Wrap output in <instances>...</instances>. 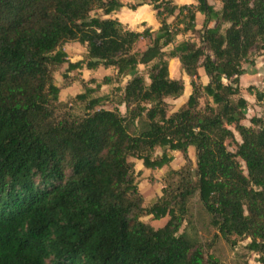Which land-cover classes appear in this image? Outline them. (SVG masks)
<instances>
[{
    "label": "trees",
    "instance_id": "trees-1",
    "mask_svg": "<svg viewBox=\"0 0 264 264\" xmlns=\"http://www.w3.org/2000/svg\"><path fill=\"white\" fill-rule=\"evenodd\" d=\"M220 1L216 10L209 0H142L130 9L152 6L161 26L136 31L112 17L122 0H0V264H223L181 232L196 196L221 236L251 238L264 264V114L251 119L254 127L243 123L249 101L240 81L243 62L264 49V0ZM188 32L200 44L186 39L165 51ZM144 39L150 44L141 49ZM68 42L85 45L87 58L71 61ZM172 58L192 92L170 114L167 98L186 88L171 77ZM64 64L67 72L103 66L117 80L131 76L120 87L127 112L105 108L107 97L90 98L89 89L77 95L87 113L72 114L54 76ZM253 94L264 109V91ZM232 126L242 139L236 152L227 147ZM158 147L164 152L155 157ZM169 151L186 163L169 171L163 195L146 207L130 158L154 170L174 160ZM146 214L169 220L155 228L141 220Z\"/></svg>",
    "mask_w": 264,
    "mask_h": 264
},
{
    "label": "rangeland",
    "instance_id": "rangeland-1",
    "mask_svg": "<svg viewBox=\"0 0 264 264\" xmlns=\"http://www.w3.org/2000/svg\"><path fill=\"white\" fill-rule=\"evenodd\" d=\"M142 0H129V7L131 5H136ZM214 7L218 6V1L211 0ZM216 9V8H215ZM143 13H146L150 19H152L154 12L152 6L142 9ZM95 14L103 15L101 11H97ZM115 14V13H114ZM113 14V15H114ZM155 16V15H154ZM206 16V15H205ZM157 24L155 26H149L148 22L140 23L142 31L147 27L153 28L157 31L161 26V20L158 19L157 15ZM117 18V17H116ZM174 21L173 17L168 18V22L172 23ZM206 18L199 22L201 28L204 27ZM210 26H214L215 22L212 21ZM229 26V24H224L223 32ZM186 39H193L198 44H200V38L198 34H193L188 32L181 34L177 37V40L167 46L165 51L168 53L171 52L176 45ZM150 44V40L144 39L139 43L141 49H145ZM64 50L68 54V58L71 61H79L87 58V49L85 45H82L78 42H68L64 45ZM171 66L170 69L175 76H180L183 73L181 63L178 59H170ZM244 74L240 77L241 81V95L247 98L249 101L248 109L246 110V119L243 123L247 126L254 125L251 122L253 117H262L264 114V109L262 104L257 101L256 95L253 94L256 91H264V49L257 48L252 51L249 58L243 62ZM68 64H64L55 71V82L58 86L61 87V100L68 104V110L72 114L77 116H83L87 113V104L84 101H81L77 98V95L86 93L89 89H96L95 92L90 94L91 97L105 96L107 100L105 101L104 107L108 109L119 108L122 113L127 112L125 104L121 103L123 98V90H120V87L123 88L127 84L131 76L117 80L116 70L114 68H105L100 66L98 69L89 70L87 68L73 70L67 72ZM139 72H145V66L139 67ZM201 80L204 84H207L210 81L209 76L207 75L205 69L201 68ZM111 76L112 82L109 84H104L103 80L105 76ZM150 80L148 79V82ZM186 84L189 92L181 98H167L169 102V113H173L179 110L188 100L192 89L190 85V78L186 76ZM226 83H230V80H225ZM100 83V87L98 84ZM211 100V99H210ZM209 99L203 98L201 103L206 105L209 103ZM236 136V140H228L227 147L230 151L236 152L237 143L242 142L240 134L235 130V127H231ZM164 152V149L158 147L155 151L154 156L160 157ZM173 155L174 160L166 165L163 168L148 169L144 166L143 161L131 157L130 161L135 167V171L138 174L137 181L139 188L144 196V205L150 207L153 205L157 199L163 195V188L166 186V178L171 169H180L185 163L184 155L179 151H169ZM189 155L192 158L194 167L197 166V157L195 147H190ZM245 170V163H242ZM247 172V170H246ZM141 220L151 224L155 228L164 226L168 220L169 216L163 217L161 219H155L153 215H143ZM211 216L207 213L199 200V197L196 196L191 203V215L189 216V221L185 222L181 232L187 231L193 238L197 239L198 243L204 246L207 255H214L219 258L223 264H262L260 261V254L249 248V243L252 241L251 238H242L237 236H232L230 240H226L221 236L217 227L211 221Z\"/></svg>",
    "mask_w": 264,
    "mask_h": 264
},
{
    "label": "crops",
    "instance_id": "crops-1",
    "mask_svg": "<svg viewBox=\"0 0 264 264\" xmlns=\"http://www.w3.org/2000/svg\"><path fill=\"white\" fill-rule=\"evenodd\" d=\"M125 4V6L123 8H121L120 11L116 12L114 15H112V17H117L119 18L128 28L132 29V30H136V31H142V27L138 24H142L144 22H148L149 26H155L153 24H157V18L155 17L156 16V12H152L153 14V17L152 19H150V17L146 14V13H143L142 12V9H146V8H149L151 7L150 5L146 4V5H143V6H140L139 8H137L136 10H133V9H130L128 3H129V0H122ZM177 4L179 5H184V4H195L197 5L198 4V0H174ZM218 1V8H216V10H220L221 7H222V2L220 0H216V2ZM209 3L213 5V2L211 0H209ZM155 15V16H154ZM174 18V17H173ZM204 18H206L205 14L201 13V12H198L197 13V27L198 28H201L199 26V22H201L202 20H204ZM216 23V21H214ZM215 26V25H214ZM213 27V26H211ZM172 59H178L179 58H172ZM171 61L170 60V66H171ZM180 61V60H179ZM183 69V68H182ZM200 72V75L202 74L201 73V68L199 70ZM170 74H171V77L174 78V79H180V78H183L184 80H186V76H188L185 71L183 70V73H181L180 76H175L173 73H172V70L170 69ZM202 76V75H201ZM189 77V76H188ZM185 85H186V88H185V93L183 96L181 97H184L185 94L187 92H189L190 90L187 88V84H186V81H185ZM191 85V84H190ZM192 89V87H191ZM189 90V91H188ZM180 97V98H181ZM179 99V98H178ZM180 152V151H179Z\"/></svg>",
    "mask_w": 264,
    "mask_h": 264
}]
</instances>
